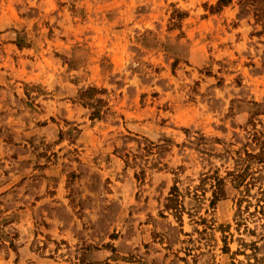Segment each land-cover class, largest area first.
Returning <instances> with one entry per match:
<instances>
[{
	"label": "rangeland",
	"instance_id": "1",
	"mask_svg": "<svg viewBox=\"0 0 264 264\" xmlns=\"http://www.w3.org/2000/svg\"><path fill=\"white\" fill-rule=\"evenodd\" d=\"M261 262L264 0H0V264Z\"/></svg>",
	"mask_w": 264,
	"mask_h": 264
},
{
	"label": "trees",
	"instance_id": "2",
	"mask_svg": "<svg viewBox=\"0 0 264 264\" xmlns=\"http://www.w3.org/2000/svg\"><path fill=\"white\" fill-rule=\"evenodd\" d=\"M246 176H247V169L246 168H244L240 172H237L236 174H234L232 177V179H233L232 181H233L234 185L236 187H239L240 185L244 184L247 188L248 184H250L252 182V181H250V179L253 180L255 177L253 175H250L249 178H246ZM216 185H218V186H216L217 190H214L215 194L222 193V191H223V188H222L223 179L218 178L216 181ZM260 264H262V262Z\"/></svg>",
	"mask_w": 264,
	"mask_h": 264
}]
</instances>
